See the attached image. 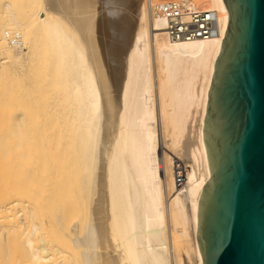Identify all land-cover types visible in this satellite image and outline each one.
Segmentation results:
<instances>
[{
    "label": "bare ground",
    "instance_id": "bare-ground-1",
    "mask_svg": "<svg viewBox=\"0 0 264 264\" xmlns=\"http://www.w3.org/2000/svg\"><path fill=\"white\" fill-rule=\"evenodd\" d=\"M96 1L0 0V76L17 70L25 96L37 87L60 106L22 98L10 129L0 130V264H203L202 127L227 9L194 0L217 12L221 36L175 40L154 11L158 0H119L133 11L125 30ZM42 50L53 64L48 78L38 77L44 59L30 72ZM35 114L37 126L63 123L64 136L39 129L35 138ZM35 172L48 186L34 185Z\"/></svg>",
    "mask_w": 264,
    "mask_h": 264
},
{
    "label": "water",
    "instance_id": "water-1",
    "mask_svg": "<svg viewBox=\"0 0 264 264\" xmlns=\"http://www.w3.org/2000/svg\"><path fill=\"white\" fill-rule=\"evenodd\" d=\"M228 23L207 91L210 178L197 199L203 264H264V0H223Z\"/></svg>",
    "mask_w": 264,
    "mask_h": 264
},
{
    "label": "rangeland",
    "instance_id": "rangeland-1",
    "mask_svg": "<svg viewBox=\"0 0 264 264\" xmlns=\"http://www.w3.org/2000/svg\"><path fill=\"white\" fill-rule=\"evenodd\" d=\"M99 2L101 1V0H98ZM103 1V0H102ZM95 2H97L96 0H95ZM107 2V3H106ZM106 3V4H105ZM113 3H114V5H113ZM103 5H108V7L107 6H105V8L104 9H106L109 13H110V19L112 20V21H114V23H116L117 21H118V23L120 24V30L121 29H123V30H125L124 29V26L125 25H129L130 26V23H131V21H132V16H133V11H131V9L129 10L128 9V7H126L127 5L125 4V3H123L122 1L120 2L119 0H104L103 1ZM110 6V7H109ZM113 6V7H112ZM112 7V8H111ZM108 8H110V9H108ZM105 10V11H106ZM128 10V11H127ZM106 11V12H107ZM117 24V23H116ZM116 24H115V26H116ZM121 27H123V28H121ZM112 42H114V41H112ZM114 43H117L116 41L114 42ZM118 44V43H117ZM45 45H43V49L45 50V49H47V47L45 46ZM118 48V49H117ZM117 48H116V52L118 53V54H120V53H122V51L120 50V48H121V44H119L118 46H117ZM44 50H42V54L43 55H45L44 54V52L45 53H47V56L46 57H44V58H42L43 56L40 54V52H39V54L40 55H35L36 57H34V58H39V59H34L33 60V64H31L32 65V67L30 68L31 70H30V72H34V74H36V73H40V71H41V69L43 70V71H41V72H44V73H41L40 74V76H38L39 78L41 77V76H43L44 78L45 77H47L48 78V75L47 74H49V77H50V74L52 73V71H51V69H50V67H52V62H51V60L49 59V57H48V51L46 50V51H44ZM40 56V57H39ZM48 57V58H47ZM40 58H42V59H40ZM43 59H44V67L43 68H38V67H40V66H42L41 64L39 65V63H42V61H43ZM45 59H49L48 61L47 60H45ZM39 60H41V61H39ZM50 62V64H48ZM38 63V64H37ZM37 64V65H36ZM49 65V67L48 66H46V65ZM52 64V65H51ZM30 65V66H31ZM51 65V66H50ZM37 66V67H36ZM33 67L35 68V69H33ZM50 69V70H48V68ZM45 68L47 69L46 71H50V72H47V74L45 73ZM40 69V70H39ZM35 71H37L36 73H35ZM15 72V73H14ZM11 73H12V75L14 76H12L11 75ZM9 76H7V75ZM15 74L17 75L16 76V78L18 79L17 81L15 80L16 78H15ZM2 76H0V77H3V76H5V77H3L2 79L0 78V130L2 131L3 130V128L5 129L6 127L8 128V126H10V125H12V117L16 114V113H18V112H20V110H18V109H21V105H22V98H26L27 100H28V102H27V100H26V103L28 104L29 103V101H33L34 100V107H40V105L42 106L43 104H44V106H42V107H47V106H50V105H52V106H50L48 109H51V107H54V105H56L57 106V104L59 105V102H57V104H56V102H54L53 100L55 99V97H56V95L55 94H53V97H54V99H53V97H52V95H50V93H48V94H42V92H39V91H42L41 89H37V87L35 88L34 87V94H30V95H28V96H25L24 95V92L22 91V89H24L25 87H23V85L20 83L21 81H20V76H18V71L17 70H10V71H8V72H6L4 75L3 74H1ZM10 76H12V78L10 77ZM6 79V80H4V81H7V82H5L4 83V81H3V79ZM8 78H10V80L8 79ZM15 78V79H14ZM39 78H37V79H39ZM42 78V77H41ZM43 78V80H45ZM46 78V79H47ZM13 81H16L15 83H13ZM34 82H35V80H34ZM3 83V84H2ZM9 84H10V88H9ZM17 84V85H16ZM2 85V86H1ZM25 85V84H24ZM35 85H37L36 83H34V86ZM3 88V89H2ZM5 89H6V91H5ZM36 90H39V91H36ZM4 91V92H3ZM21 92H23V93H21ZM9 94V95H8ZM15 94V95H14ZM23 94V95H22ZM20 95V96H19ZM27 95V94H26ZM42 95V96H41ZM48 95H50V96H48ZM5 97V98H4ZM30 97V98H29ZM38 97V98H37ZM49 97V98H48ZM2 98V99H1ZM32 98V99H31ZM52 99V101H51V99ZM3 100V101H2ZM6 100H8V101H6ZM10 100V101H9ZM46 100V102H44ZM3 103H2V102ZM6 103H5V102ZM37 101H39V102H37ZM41 101V102H40ZM20 104H19V103ZM25 101H23V103H24ZM48 102V103H47ZM49 102H50V105H47V104H49ZM41 103V104H40ZM43 103V104H42ZM27 104H25V105H27ZM46 104V105H45ZM54 104V105H53ZM60 104H62L61 106H63V103L62 102H60ZM20 105V106H19ZM24 105V106H25ZM4 106V107H3ZM9 106V107H8ZM55 106V108H56V110H59L60 111V109H57V108H60V106H57L56 107ZM22 108H23V105H22ZM63 108V107H62ZM17 109V110H16ZM13 112V113H12ZM40 112V111H39ZM15 113V114H14ZM41 113V112H40ZM36 117V114H35V116H34V118ZM36 120V118L34 119V121ZM35 123H37V120L34 122V136H35V138H38L39 136H36V134H38V132L37 131H39V129H48L49 130V133H51L53 130H54V128H56V130H54V132H58V131H60L61 133V136L63 137L64 136V124L63 123H59V122H50L49 123V126L47 125L48 124V122H47V124H46V127H45V125H43V124H39V126H37L38 124H35ZM8 124V125H7ZM54 124V125H53ZM55 124H57L56 126H55ZM62 124V125H61ZM43 125V126H42ZM11 127V126H10ZM10 127L8 128V129H10ZM42 127V128H41ZM49 127V128H48ZM53 127V128H52ZM61 128V129H60ZM52 130V131H51ZM63 130V131H62ZM4 131V130H3ZM54 132H52V133H54ZM54 137V136H53ZM37 158V157H36ZM41 158V157H40ZM45 158V157H44ZM44 158H42L41 160H43ZM37 160V159H36ZM41 160H37V163H36V161L34 162V163H36V164H34L37 168H38V166L39 167H41L42 165H43V163L41 162ZM46 162V161H45ZM41 163H42V165H41ZM36 167L34 168V169H36ZM43 168H44V165L42 166ZM37 170V169H36ZM40 170V169H39ZM41 170H45L46 172H47V170L46 169H41ZM40 171H37V173H39ZM42 173L44 172V171H41ZM36 173V172H35ZM34 173V174H35ZM36 173V174H37ZM40 175H42V174H40ZM42 176H44V175H42ZM41 176V177H42ZM45 179V177H42V178H40V176H39V174H37V176H35L34 175V185H37V186H39L40 187V185H44V186H48V184H47V182H45L44 180H43V182L42 181H40L41 179ZM47 178V177H46ZM62 185H63V182H62ZM37 186H35L36 188H37ZM38 187V188H39ZM36 190V189H35ZM36 192V194H38L37 193V190L35 191ZM36 196V195H35Z\"/></svg>",
    "mask_w": 264,
    "mask_h": 264
},
{
    "label": "built area",
    "instance_id": "built-area-1",
    "mask_svg": "<svg viewBox=\"0 0 264 264\" xmlns=\"http://www.w3.org/2000/svg\"><path fill=\"white\" fill-rule=\"evenodd\" d=\"M157 15L165 21V33L171 39L192 40L220 37L217 12L199 8L194 0H158L153 6ZM11 44L21 45L17 34H6ZM185 168L176 163L175 182L182 186Z\"/></svg>",
    "mask_w": 264,
    "mask_h": 264
}]
</instances>
